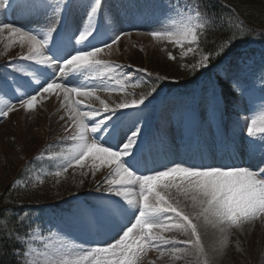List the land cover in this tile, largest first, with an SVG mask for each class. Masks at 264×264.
Returning a JSON list of instances; mask_svg holds the SVG:
<instances>
[{"label": "snow or ice", "instance_id": "6c2138e0", "mask_svg": "<svg viewBox=\"0 0 264 264\" xmlns=\"http://www.w3.org/2000/svg\"><path fill=\"white\" fill-rule=\"evenodd\" d=\"M165 9V18L175 17L172 23L147 34L179 48L181 59L191 54L194 62L182 67L193 79L207 75L208 84L199 97L183 101L173 116L181 129L184 156L175 157L174 149L161 138V159L151 156L143 113L170 78L103 58L105 50L111 55L112 46L130 35L119 29L107 0H0V37L7 34L10 43L15 38L26 49L0 64V97H8L0 118H7L17 106L33 110L55 98L65 113L61 140L72 142L67 152L51 157L63 158L55 175L76 167L90 169L93 175L102 170V179L89 190V200L70 193L76 199L71 213L43 222L31 209L16 211L24 208L22 203L0 211V216L14 217L12 228L0 234V242L11 243L15 264H143L148 252L164 257L169 248L172 255L196 256V264H217L220 249L228 245L233 232L243 233L257 220L264 223V63L251 70L243 62L227 60L236 43L249 34L243 21L235 31L229 28L231 19L224 12L234 18L232 5L220 3L219 10H213L204 0H167ZM12 13L29 18L28 23L17 26ZM166 56L177 60L172 51ZM130 81L145 90L138 98L132 93L129 100ZM101 92L109 97L119 92L124 98L117 102L102 98ZM245 97L249 111L261 109L258 118L237 117L246 123L242 139L259 160L210 157L205 128L213 122L219 128L230 104L242 112ZM127 113L134 114L132 124L121 131ZM215 142L223 144L222 139ZM4 203L14 202L5 199ZM34 222L41 233H50L48 240L62 239L38 252L33 247ZM68 228L84 239L78 240ZM209 229L219 241L204 242ZM109 233L111 242L100 239ZM176 234L186 238L177 240Z\"/></svg>", "mask_w": 264, "mask_h": 264}, {"label": "rangeland", "instance_id": "374dc122", "mask_svg": "<svg viewBox=\"0 0 264 264\" xmlns=\"http://www.w3.org/2000/svg\"><path fill=\"white\" fill-rule=\"evenodd\" d=\"M107 3L113 8L118 17L119 29L130 35L122 36L121 40L112 46V54H107V50H105L103 57L116 62L115 60H118L119 57L123 59L128 56L132 51L131 49L136 46L140 54L153 55L154 59L162 51L165 54L167 51H172L179 60H182V65L194 62L191 54L189 57L181 59L179 48H174L167 42L157 41L147 34L161 24L170 25L172 19L175 18L174 16L171 18L163 16L164 11H166L165 4L167 0H107ZM4 15L6 16L7 13ZM11 19L17 26H20L26 24L29 18H21L12 13ZM25 51L26 49H21L15 38L10 43L7 34L0 37V64H4L10 58L22 55ZM243 63L250 66L251 70L256 69V59L253 56L246 58ZM0 70L3 71L2 68ZM80 80L84 81L85 78L81 77ZM89 80H91V77H89ZM108 83L114 84L115 81H109ZM129 86L130 82L127 88ZM131 94L129 92L127 99L133 98ZM198 94L197 90L195 95L198 97ZM100 95L102 98L113 99L117 102L119 99L124 98L119 92L112 94L110 97L103 92ZM186 99L188 98L184 96L173 97L170 101L159 98L154 101V106L150 104L143 113L144 135L152 141V145H159L158 147H160V139L163 138L165 145L174 149L175 157L184 156L185 149L181 144V129L177 126L173 116ZM7 102L8 97H0V109H4V104ZM12 102L17 103L16 101ZM95 106H99L98 102ZM152 107L154 108L153 114H151ZM241 108L243 109L242 112L236 111V113L229 116L224 114L223 119L219 121V128L216 122L205 128L203 136L207 141L206 151L208 150L210 157L219 158L224 154L218 152L226 147L215 142L222 139L224 144L225 141L230 140L232 143H226V145L230 148L233 145L234 148L232 149L239 154V157H236V154L229 150L227 151L228 154H224V156L234 155L237 160L241 157L248 160L259 159L258 154L254 155L250 152L247 142L242 139V129L246 130V123L238 120L237 117L246 115L249 119L258 118L261 109L256 108L249 111L250 105L247 97L243 100ZM64 115L65 113L58 106L57 100L52 98L40 102L33 110L25 111L17 106V110L11 112L7 118H0V169L6 164L17 166L19 163L27 162L23 172L24 175L16 180L18 182L15 184L17 198L19 202H30L43 206L45 211L39 216L40 221L43 222L71 213L76 205V199L70 193H79L78 199L81 201L89 200V190L94 189L96 181L102 179V170L93 175L90 169L81 170L79 167H76L75 170L68 168V171L62 172L59 177L55 175V172L59 170V166L63 163V158L53 159L51 157L57 153L67 152L72 142L63 140L64 145H61L55 151H52L50 147L41 148L46 142L50 143L55 140L62 142L61 137L65 136V120L61 117ZM133 117V113L130 116L125 115L119 125L121 131L131 126ZM17 142L29 143L30 145L27 148L29 151L24 153L25 148L20 149V146L16 145ZM33 147H36L35 150H30ZM38 149H41V151H38ZM158 156H163V152L152 154L153 158ZM31 158L33 160L28 162ZM82 172L85 174L82 175ZM81 180H83L82 187L80 186ZM66 201L72 202L70 207H67ZM58 204H64L66 208L56 210ZM36 223L33 226V229H35L33 247L38 252L43 251L45 244L55 243L62 239V237L53 236L52 240H48L47 237L50 233L46 230L41 233L38 222ZM67 231L77 236L78 240L84 239L74 228H68ZM210 233H213L212 229H209L208 235ZM110 236L111 233L101 236L100 239H107L111 242ZM212 236V240L219 241L218 234L214 235L213 233ZM175 238L182 240L186 237L176 234ZM205 239L206 236L204 237L206 243ZM228 240V245L220 249L216 258L217 264H264V223L257 220L253 225H249L243 233L233 232ZM217 246L219 247V245ZM196 261V256L172 255L169 248L166 250L164 257H161L160 253L156 251L148 252L143 264H150V262H154V264H196Z\"/></svg>", "mask_w": 264, "mask_h": 264}, {"label": "trees", "instance_id": "16d2710c", "mask_svg": "<svg viewBox=\"0 0 264 264\" xmlns=\"http://www.w3.org/2000/svg\"><path fill=\"white\" fill-rule=\"evenodd\" d=\"M205 3L209 4L213 10H219L220 3L232 5L235 9L236 16L234 18L229 16L227 11L224 12L226 19H231V24L229 28L236 30V25L243 21L245 25V31L249 32L244 39L238 41L236 46L228 54L227 60L234 61L238 63V58H241L244 53H250L251 55H259L260 62L264 63V0H204ZM131 53L125 56L123 59L119 57L118 59L127 61L137 67L145 68L150 71L153 76H168L170 79L165 82L164 87L166 89H176L179 92L182 91H192L195 85L202 81V90L204 86L208 84L207 75H198L195 79L192 78L191 74L188 73L184 67H182V60L177 57L176 61H171L167 58L164 51L153 58V55L140 54L138 48L135 46L131 49ZM176 55V54H175ZM177 56V55H176ZM172 77L179 79L180 83L175 84L172 82ZM138 92L145 90L141 86L138 88ZM231 100V98H229ZM239 99V97H237ZM234 111L231 104L227 112ZM16 145L20 146V149H24V153L28 152L29 143L17 142ZM56 143H53L55 147ZM47 144L43 147H46ZM24 147V148H23ZM33 147L30 150H35ZM40 150V149H38ZM37 151V150H36ZM31 158L28 162L32 161ZM21 165V166H20ZM27 162L18 164L17 166L4 165L0 169V211L4 208H14L15 204L22 203L24 208L16 209L18 212H24L31 209L32 214L41 215L43 207L36 203L30 202H19L17 198V189L15 184H13L14 179L17 180L21 178L24 174ZM19 174V175H18ZM10 187L13 189L10 191ZM5 199H11L13 204H5ZM14 223V217L12 213H9L7 217L0 216V234H6L10 228H12ZM28 223V221H25ZM37 224L34 222L32 227ZM16 258L11 255V243L10 242H0V264H15Z\"/></svg>", "mask_w": 264, "mask_h": 264}, {"label": "bare ground", "instance_id": "6f19581e", "mask_svg": "<svg viewBox=\"0 0 264 264\" xmlns=\"http://www.w3.org/2000/svg\"><path fill=\"white\" fill-rule=\"evenodd\" d=\"M28 23V22H27ZM232 139H234L233 137H231ZM226 143H232L230 140H227V141H225V144L223 143L222 144V146L223 147H226L225 148V150H231V151H233L235 154H236V157H239V154L234 150V149H232V148H234L233 147V145H231L232 146V148H230L228 145H226ZM207 152V154H208V150L206 151ZM248 153H250V152H248ZM253 156V155H252ZM250 157V156H249ZM259 159H254L253 158V160H248V159H246V158H244V157H241L240 159H239V161H251V162H253V163H255L256 161H258ZM211 232V231H210ZM213 234V233H212ZM212 234L210 233L209 235H207L206 236V239H205V241H206V243H210L211 241H212V238H213V236H212Z\"/></svg>", "mask_w": 264, "mask_h": 264}]
</instances>
